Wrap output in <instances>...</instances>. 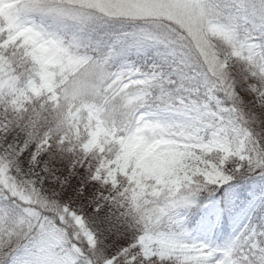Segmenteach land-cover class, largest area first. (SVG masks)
Here are the masks:
<instances>
[{"label": "snow or ice", "instance_id": "obj_1", "mask_svg": "<svg viewBox=\"0 0 264 264\" xmlns=\"http://www.w3.org/2000/svg\"><path fill=\"white\" fill-rule=\"evenodd\" d=\"M0 264H264V0H0Z\"/></svg>", "mask_w": 264, "mask_h": 264}]
</instances>
